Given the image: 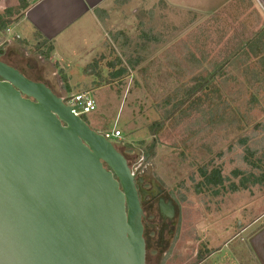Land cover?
Returning <instances> with one entry per match:
<instances>
[{"label": "rangeland", "instance_id": "obj_1", "mask_svg": "<svg viewBox=\"0 0 264 264\" xmlns=\"http://www.w3.org/2000/svg\"><path fill=\"white\" fill-rule=\"evenodd\" d=\"M7 10L14 22L0 34V60L32 81L40 78L59 97L86 90L96 109L81 118L98 134L119 133L109 141L131 172L144 178L145 190L158 185L173 206L175 227L165 231L190 234L189 249L199 252L195 258L183 253V242L174 238L161 250L150 243L145 264H196L217 248L219 256L205 264H222L224 257L264 264V55L253 54V38L222 30L217 34L225 40L218 44L209 31L212 40L204 45L194 38L208 33L207 23L197 32L187 18L160 16L156 4H146L131 26L129 11L109 33L89 68L94 82L67 93L63 75L38 55L37 42L12 31L22 5L0 0V16ZM119 68L126 73L112 77ZM152 144L154 155L147 158ZM215 170L223 183L205 185L202 172ZM145 218L148 237L159 217Z\"/></svg>", "mask_w": 264, "mask_h": 264}, {"label": "water", "instance_id": "obj_2", "mask_svg": "<svg viewBox=\"0 0 264 264\" xmlns=\"http://www.w3.org/2000/svg\"><path fill=\"white\" fill-rule=\"evenodd\" d=\"M140 193L104 135L0 60V264H145Z\"/></svg>", "mask_w": 264, "mask_h": 264}, {"label": "crops", "instance_id": "obj_3", "mask_svg": "<svg viewBox=\"0 0 264 264\" xmlns=\"http://www.w3.org/2000/svg\"><path fill=\"white\" fill-rule=\"evenodd\" d=\"M25 3L27 9L12 31L23 41L46 42L52 46L49 62L63 75L70 92H74V88L86 89L94 82L97 75L89 68L102 55L109 33L124 24L122 15H128L129 11L131 26L135 15L145 9L146 4H156L160 16L187 18L189 29L197 32L207 23L208 33H199L194 38L204 45L212 40L209 31L217 34V31L233 30L240 39L253 38L251 46L255 56L264 55V0H25ZM96 11H100L99 16ZM224 36L217 34L218 44H222ZM191 238L190 234L179 237L184 244L182 252H189L195 258L199 252L189 249ZM219 249L196 264L218 257ZM237 256L240 258V254ZM225 259L222 264H232Z\"/></svg>", "mask_w": 264, "mask_h": 264}, {"label": "flooded vegetation", "instance_id": "obj_4", "mask_svg": "<svg viewBox=\"0 0 264 264\" xmlns=\"http://www.w3.org/2000/svg\"><path fill=\"white\" fill-rule=\"evenodd\" d=\"M1 56L2 55L0 54V57ZM17 70L25 76L24 71H21L19 69H17ZM32 71L37 72V70L35 68H33ZM36 81L44 83L43 81H41L40 78H38V80H36ZM44 84H46V83H44ZM139 179H141V180H139ZM135 181H136V188H137V191L139 193V198H141L140 191H144V196H143V199L141 201V208L143 210L142 205L146 206V208H147V211L143 210V214H144L143 237H144V241H145L146 252L149 248L150 243L154 244V246L157 250H161L166 245L168 247L172 246L173 245V243H172L173 238L175 239V241L179 242L180 241V239H179L180 234H174L173 230H168L167 232L165 231L167 226H169L170 228H173V227H175V224L172 222V220L174 218L173 215H172L173 216L172 217L168 214L163 215L160 213V209H161L159 207L160 199H162L163 202H165V203L168 202V201H165L163 198V191L156 184H152L151 188L149 190H145L144 189V178H139V177L136 178L135 177ZM139 182H140V184H139ZM155 212L157 213V216L159 217V222L151 225L153 227V229H152L153 231L147 237L146 236L147 234H145V230H146V227L148 224H147V220L145 217H146V214H151V213H155ZM164 241H165V243H163Z\"/></svg>", "mask_w": 264, "mask_h": 264}, {"label": "trees", "instance_id": "obj_5", "mask_svg": "<svg viewBox=\"0 0 264 264\" xmlns=\"http://www.w3.org/2000/svg\"><path fill=\"white\" fill-rule=\"evenodd\" d=\"M21 5H22V13L20 14V16H23L24 11L27 9L25 0H17ZM100 11H96V14L99 16ZM12 16V12L10 10H7L6 15L5 16H0V34L5 31V29H7V27L9 25H11L14 22V19H11ZM115 40V39H114ZM36 51L38 52V55L43 56V58L45 60H49V54L51 53V51L53 50L52 46H48L46 44V42H38L35 46ZM115 64L119 65V61L115 62L114 64L109 65L110 68L113 69V67L115 66ZM92 66L95 67V63L91 64ZM131 68H133V65H130ZM124 73H126V70L124 68H119L115 73H113L111 76L112 77H118L120 75H123ZM62 81L63 83V87L65 92L69 93L70 92V88L68 87V85L65 82V78L62 76ZM85 123L86 120L81 118ZM154 155V144L149 146V152L146 154L147 158L152 157ZM203 175V181L205 185H212V186H219L223 183V179L220 176V173L218 171H213L209 174H206V172H202ZM203 258H201L199 261H202Z\"/></svg>", "mask_w": 264, "mask_h": 264}, {"label": "built area", "instance_id": "obj_6", "mask_svg": "<svg viewBox=\"0 0 264 264\" xmlns=\"http://www.w3.org/2000/svg\"><path fill=\"white\" fill-rule=\"evenodd\" d=\"M62 85V84H61ZM64 104L72 109V112L76 116H84L95 111L96 105L91 95L88 92H82L76 95H64L60 97ZM79 104L81 107H78ZM119 133L117 132L116 137L113 135L104 134V137L109 140L110 138H117Z\"/></svg>", "mask_w": 264, "mask_h": 264}]
</instances>
